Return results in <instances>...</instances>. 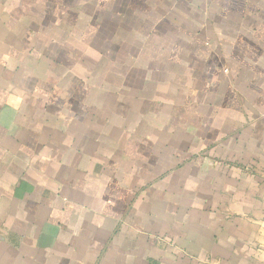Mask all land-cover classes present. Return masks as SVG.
I'll return each instance as SVG.
<instances>
[{
    "label": "crops",
    "instance_id": "obj_1",
    "mask_svg": "<svg viewBox=\"0 0 264 264\" xmlns=\"http://www.w3.org/2000/svg\"><path fill=\"white\" fill-rule=\"evenodd\" d=\"M0 264H264V0H0Z\"/></svg>",
    "mask_w": 264,
    "mask_h": 264
}]
</instances>
